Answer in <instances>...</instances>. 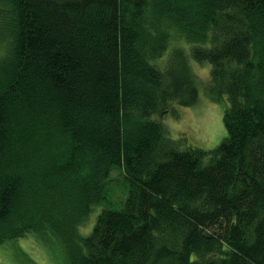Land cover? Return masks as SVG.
Returning <instances> with one entry per match:
<instances>
[{"label":"trees","instance_id":"1","mask_svg":"<svg viewBox=\"0 0 264 264\" xmlns=\"http://www.w3.org/2000/svg\"><path fill=\"white\" fill-rule=\"evenodd\" d=\"M173 34L227 99L213 149L152 118L199 97L182 47L156 63ZM28 234L63 264H264V0H0V245Z\"/></svg>","mask_w":264,"mask_h":264},{"label":"rangeland","instance_id":"2","mask_svg":"<svg viewBox=\"0 0 264 264\" xmlns=\"http://www.w3.org/2000/svg\"><path fill=\"white\" fill-rule=\"evenodd\" d=\"M176 46L182 47L187 55L188 64L197 78L199 97L190 106L174 105L177 110L175 116L168 113L161 119L157 115L152 118L162 122L169 137L179 140L183 147L192 145L206 150L213 149L227 134L223 123V110L227 99L222 96L223 100L218 103L208 98L206 87L210 80V64L196 62L191 55V45L184 38L173 34L168 49L156 63L159 65ZM99 210L100 206H96L90 214L89 222L80 227L83 234L91 230ZM50 224L58 228L63 221L54 218ZM0 264H63V260L58 250L44 247L32 234H28L24 238L9 240L0 245Z\"/></svg>","mask_w":264,"mask_h":264}]
</instances>
